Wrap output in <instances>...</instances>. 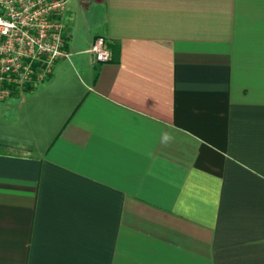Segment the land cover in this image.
<instances>
[{
  "label": "crops",
  "instance_id": "1",
  "mask_svg": "<svg viewBox=\"0 0 264 264\" xmlns=\"http://www.w3.org/2000/svg\"><path fill=\"white\" fill-rule=\"evenodd\" d=\"M60 19L68 58L0 102V264H264V0Z\"/></svg>",
  "mask_w": 264,
  "mask_h": 264
},
{
  "label": "built area",
  "instance_id": "2",
  "mask_svg": "<svg viewBox=\"0 0 264 264\" xmlns=\"http://www.w3.org/2000/svg\"><path fill=\"white\" fill-rule=\"evenodd\" d=\"M64 8L65 0H0V102L32 90L68 58ZM89 52L97 62L110 59L101 36Z\"/></svg>",
  "mask_w": 264,
  "mask_h": 264
}]
</instances>
